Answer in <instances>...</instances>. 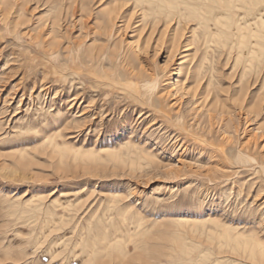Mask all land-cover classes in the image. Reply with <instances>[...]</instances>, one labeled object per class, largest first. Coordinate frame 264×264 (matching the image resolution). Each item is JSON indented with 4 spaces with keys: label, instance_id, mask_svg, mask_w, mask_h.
Masks as SVG:
<instances>
[{
    "label": "rangeland",
    "instance_id": "374dc122",
    "mask_svg": "<svg viewBox=\"0 0 264 264\" xmlns=\"http://www.w3.org/2000/svg\"><path fill=\"white\" fill-rule=\"evenodd\" d=\"M58 2L0 0V264H264V0Z\"/></svg>",
    "mask_w": 264,
    "mask_h": 264
},
{
    "label": "bare ground",
    "instance_id": "6f19581e",
    "mask_svg": "<svg viewBox=\"0 0 264 264\" xmlns=\"http://www.w3.org/2000/svg\"><path fill=\"white\" fill-rule=\"evenodd\" d=\"M44 1V0H43ZM117 1V0H116ZM235 0H216V2H217V4H220L222 7L223 6H226V5H230L231 6V3L233 4V2H234ZM56 2H58V0H56ZM58 4L59 5H57V6H60L61 5V3H59L58 2ZM52 5H54V4H52ZM62 6V5H61ZM60 6V7H61ZM115 7H117L116 6V4L114 5ZM205 6V5H204ZM51 7V6H50ZM82 7H84V6H82ZM119 7H120V5H119ZM221 7V8H222ZM256 6H254V8H255ZM53 8V7H52ZM51 8V9H52ZM242 8V7H241ZM50 9V8H49ZM53 9H55V8H53ZM57 9H58V7H57ZM60 9V8H59ZM65 9V8H64ZM117 9V10H116ZM118 7L117 8H110L109 10H107V12H106V16H105V19H104V21H105V25L106 26H109V27H111V25L113 24V18H114V15H116L115 13H118ZM203 9V8H202ZM246 9H247V7H246ZM47 10V12H48V9H46ZM56 10V9H55ZM67 10H68V8H67ZM248 10V9H247ZM50 11H53V10H50ZM203 11V10H202ZM66 12H68V11H66ZM51 13V12H50ZM52 13H55L56 14V12H52ZM57 13H58V11H57ZM47 15H50L49 14V12L47 13ZM52 15V14H51ZM217 15V14H216ZM61 16V15H60ZM50 17V16H49ZM65 18V17H64ZM54 19V18H53ZM240 19H241V17H239L238 15H237V18H235V22H236V25H237V29H243L244 28V31L245 30H247L248 31V35H249V37H248V40H247V42H246V44H244V40H243V38L245 37V35L242 33V32H240L239 33V40L237 41V44H239V46H243V48H241V50H240V54L241 55H243V56H245V61H248V62H251L252 60H258V63H259V67H264V8H259V9H251V17L250 18H247V19H245V20H242V22L240 21ZM59 20V19H58ZM54 21H56V20H54ZM116 21V20H115ZM175 21V20H174ZM50 22V21H49ZM200 23L201 22H198V25H200ZM59 24H57V26H58ZM62 25V24H61ZM255 28H254V27ZM235 27V26H234ZM58 29V28H57ZM240 31V30H239ZM52 32V31H51ZM247 37V36H246ZM246 40V39H245ZM233 43V42H232ZM236 44V43H235ZM242 44H244V45H242ZM92 47V46H91ZM229 47V46H228ZM236 47H237V45H236ZM240 48V47H239ZM4 67V66H3ZM57 74V73H56ZM74 74V73H73ZM77 75V74H76ZM61 78V77H60ZM66 79V78H65ZM205 79V78H204ZM50 80V79H49ZM72 81V80H71ZM178 85V84H177ZM247 88V87H246ZM33 89V88H32ZM47 93V92H46ZM245 95V94H244ZM244 98V97H243ZM260 101V100H259ZM86 109V108H85ZM54 116H55V114H54ZM60 116V115H59ZM50 117V116H49ZM51 121V120H50ZM59 121V120H58ZM36 123V122H35ZM47 124V123H46ZM54 134V133H53ZM49 142V141H48ZM40 146V145H39ZM38 146V147H39ZM47 146V145H46ZM57 147V146H56ZM50 149V148H49ZM18 151V150H17ZM17 151H16V153H17ZM26 151L24 150V149H19V151H18V155H19V158L20 159H23V158H25L24 157V153H25ZM26 154V153H25ZM73 157V156H72ZM8 195V194H7ZM41 198V195L40 196H37V198ZM43 197V196H42ZM128 211V210H127ZM183 220H181V222L182 221H184V223H185V219L184 218H182ZM207 219V218H206ZM178 221H179V219H178ZM190 222V221H189ZM172 237V236H171ZM110 242H112V240H110V241H107V243H109V245H110V247L112 246V244L110 243ZM75 245V244H74ZM36 246V245H35ZM93 247V246H92ZM89 249H91V248H89ZM92 250H93V248H92ZM117 250V249H116ZM118 251H119V249H118ZM89 252V251H88ZM117 252V251H116ZM108 253V252H107ZM53 254V253H52ZM74 254V253H73ZM92 254V253H91ZM90 254V255H91ZM93 254L95 255V253H94V250H93ZM114 254H116L115 252H114ZM120 257H122V258H117V257H115V260L117 261V264H125L126 262H128L126 259H125V256H124V254L122 253V252H118L117 253ZM116 254V255H117ZM106 255V254H105ZM117 255V256H118ZM55 256V255H54ZM86 257V256H85ZM88 257H89V255H88ZM51 258V257H50ZM90 258V257H89ZM96 258V257H95ZM55 259V258H54ZM84 259V258H83ZM82 259V260H83ZM91 259V258H90ZM45 260V259H44ZM49 260V259H48ZM99 260V259H98ZM112 260V259H111ZM113 260H114V258H113ZM112 260V261H113ZM93 261H95V260H93ZM115 262V261H114ZM177 262V264H187L188 262H187V260H186V258L185 257H181V259H179V261H176ZM81 264V263H80ZM83 264V263H82ZM127 264V263H126ZM144 264V263H143Z\"/></svg>",
    "mask_w": 264,
    "mask_h": 264
}]
</instances>
